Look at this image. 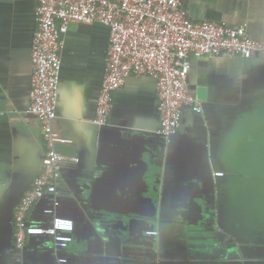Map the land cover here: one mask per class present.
<instances>
[{
    "label": "crops",
    "instance_id": "crops-1",
    "mask_svg": "<svg viewBox=\"0 0 264 264\" xmlns=\"http://www.w3.org/2000/svg\"><path fill=\"white\" fill-rule=\"evenodd\" d=\"M180 1L191 19L245 24L251 38L264 42V0ZM35 9L36 0H0V264H261L264 52L193 58L187 88L201 110L183 107L177 133L165 142L156 132L150 76H129L113 92L109 122H92L109 39L100 23H70L62 34L53 127L65 139L57 150L66 158L56 193L27 214L31 224L47 222L45 207L72 218V240L55 250L48 236L31 235L22 249L14 247L13 211L45 151L39 119L26 111ZM122 178L147 200L132 220L108 227L93 216L92 194ZM172 209L200 215L217 246L187 248L181 230L169 231Z\"/></svg>",
    "mask_w": 264,
    "mask_h": 264
},
{
    "label": "built area",
    "instance_id": "built-area-1",
    "mask_svg": "<svg viewBox=\"0 0 264 264\" xmlns=\"http://www.w3.org/2000/svg\"><path fill=\"white\" fill-rule=\"evenodd\" d=\"M36 26L31 39L30 103L28 113L40 122L45 151L31 188L20 197L12 215L13 243L22 249L34 234L46 235L56 250H65L72 240L73 219L42 209L44 224H31L27 214L46 194L57 191V178L66 158L57 150L65 139L53 127L56 117L62 34L70 23H100L109 31L104 71L96 97L92 122H109L113 92L129 76H150L156 83V132L165 142L177 133L183 107L201 110L198 98L189 93L187 74L191 60L203 56L250 57L264 52V42L251 38L245 24L230 25L194 20L186 15L180 0H36ZM74 163L78 157H70ZM215 176L223 172L215 171ZM148 235L158 229H147ZM65 263L66 257H57Z\"/></svg>",
    "mask_w": 264,
    "mask_h": 264
},
{
    "label": "water",
    "instance_id": "water-1",
    "mask_svg": "<svg viewBox=\"0 0 264 264\" xmlns=\"http://www.w3.org/2000/svg\"><path fill=\"white\" fill-rule=\"evenodd\" d=\"M120 180H110L104 188H97L92 194L90 209L93 216L108 227L115 224L118 227L121 220L125 223L132 220L133 214L138 213L137 208L147 200L144 195L136 194L132 190L127 178ZM165 220L169 224V231L181 230V237L187 248L199 252L209 247V244L217 246L219 243L215 230L205 228L200 215L187 212L185 209H172ZM124 235L129 236L127 232H124Z\"/></svg>",
    "mask_w": 264,
    "mask_h": 264
},
{
    "label": "flooded vegetation",
    "instance_id": "flooded-vegetation-1",
    "mask_svg": "<svg viewBox=\"0 0 264 264\" xmlns=\"http://www.w3.org/2000/svg\"><path fill=\"white\" fill-rule=\"evenodd\" d=\"M161 229L158 228V233ZM146 231V230H145ZM261 264H264V259H262Z\"/></svg>",
    "mask_w": 264,
    "mask_h": 264
}]
</instances>
